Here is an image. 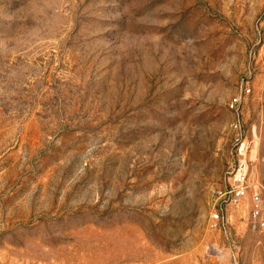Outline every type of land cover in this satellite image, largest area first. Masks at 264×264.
<instances>
[{
	"label": "rangeland",
	"instance_id": "rangeland-1",
	"mask_svg": "<svg viewBox=\"0 0 264 264\" xmlns=\"http://www.w3.org/2000/svg\"><path fill=\"white\" fill-rule=\"evenodd\" d=\"M256 197L264 0H0V264H264Z\"/></svg>",
	"mask_w": 264,
	"mask_h": 264
},
{
	"label": "built area",
	"instance_id": "built-area-1",
	"mask_svg": "<svg viewBox=\"0 0 264 264\" xmlns=\"http://www.w3.org/2000/svg\"><path fill=\"white\" fill-rule=\"evenodd\" d=\"M246 92H250L249 89ZM239 104V99H234L232 102V106H237ZM239 155L241 158L239 159L236 176H235V183L238 184L236 189L233 192H230L231 202L237 203L239 202L245 195H246V187L244 186L245 180L247 178L248 173V158H247V150L244 147H241L238 150ZM256 211L254 212L255 218L258 219V222L255 224V227H259L261 230L264 231V216L260 215L259 213V204L261 202L260 197H256ZM211 222L213 227H217L220 222V216L218 212H213L211 214Z\"/></svg>",
	"mask_w": 264,
	"mask_h": 264
}]
</instances>
